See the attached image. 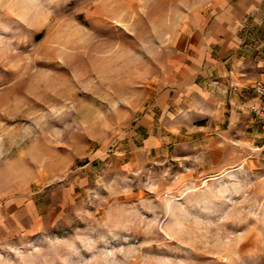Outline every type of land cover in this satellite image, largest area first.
Segmentation results:
<instances>
[{"label":"rangeland","instance_id":"obj_1","mask_svg":"<svg viewBox=\"0 0 264 264\" xmlns=\"http://www.w3.org/2000/svg\"><path fill=\"white\" fill-rule=\"evenodd\" d=\"M226 1L0 0V264H264L263 130L215 164L145 120Z\"/></svg>","mask_w":264,"mask_h":264},{"label":"crops","instance_id":"obj_2","mask_svg":"<svg viewBox=\"0 0 264 264\" xmlns=\"http://www.w3.org/2000/svg\"><path fill=\"white\" fill-rule=\"evenodd\" d=\"M262 7L264 0H227L186 28L178 61L170 63L165 79L154 80L156 96L145 116V120H171L173 129L167 133L177 139L168 148L201 150L218 164L216 157L226 150L223 136L229 131L247 134L257 128L264 132L261 118L252 110L260 104L255 85L264 82ZM182 117L197 118L190 124L192 132L189 125L178 123ZM144 127L152 137L162 126Z\"/></svg>","mask_w":264,"mask_h":264},{"label":"built area","instance_id":"obj_3","mask_svg":"<svg viewBox=\"0 0 264 264\" xmlns=\"http://www.w3.org/2000/svg\"><path fill=\"white\" fill-rule=\"evenodd\" d=\"M255 92L260 99V104L252 107V110L261 118L264 127V82H258L255 85Z\"/></svg>","mask_w":264,"mask_h":264}]
</instances>
